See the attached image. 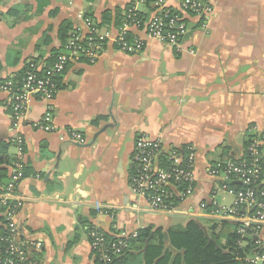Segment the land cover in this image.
<instances>
[{"label": "crops", "instance_id": "1", "mask_svg": "<svg viewBox=\"0 0 264 264\" xmlns=\"http://www.w3.org/2000/svg\"><path fill=\"white\" fill-rule=\"evenodd\" d=\"M162 1L180 10L182 0ZM201 1L211 13L183 15L187 32L176 47L131 28L130 43L142 42L131 53L114 40L128 5L150 14L136 0H0V79L58 51L62 25L86 34L88 20L109 37L93 64H70L54 98L36 99L22 117H12L0 92V143H11L10 159L12 139L21 137L25 147L14 221L22 238L42 245L32 264H95L89 229L132 234L152 227L147 243L160 230L168 245L167 232L192 221L221 246L235 231L264 241V225L252 220L264 200L224 216L241 185L210 175L218 162L241 161L250 131H264V0ZM47 106L52 131L34 127ZM71 132L85 142L72 143ZM143 135L164 151L194 153L192 191L170 211H149L130 190L134 143ZM146 245L132 249L127 264H143Z\"/></svg>", "mask_w": 264, "mask_h": 264}, {"label": "built area", "instance_id": "2", "mask_svg": "<svg viewBox=\"0 0 264 264\" xmlns=\"http://www.w3.org/2000/svg\"><path fill=\"white\" fill-rule=\"evenodd\" d=\"M143 4V1H139ZM177 14H170L162 0H154L153 10L143 21L135 19L130 12H137L136 7L129 11L127 21L119 29L114 40L123 50L134 53L142 48V42L134 38L126 41L131 28L143 31L153 40L170 46L177 43L186 35L187 24L183 15L191 14L208 15L211 8L201 0H182ZM128 18H133L128 20ZM87 33L75 30L61 52L55 57L50 66H45L44 61L31 63L27 60L23 67L28 66L25 73L19 78L10 76L0 79V92L7 95L10 103L11 115L14 118L22 117L36 99L51 101L58 90V80L70 64L82 60L85 64H93L103 51L105 40L109 39L107 33L86 20ZM18 79V80H15ZM50 107L47 106L42 119L34 123V127L52 131V116ZM253 143L248 148L251 157L249 164H235L231 160L218 162L211 167L210 175L225 180L239 182L242 190L234 193L233 205L221 212L224 216L237 217L247 205L255 202L256 193L251 186L261 175L260 160L262 158L259 147L264 146V138L253 129ZM258 138V139H257ZM72 143H84V138L78 133L71 132ZM14 155L11 163V173L6 184L0 188V229L4 235L0 236V264H32V256L40 252L41 243L35 240H26L19 234L14 221L15 212L21 207L16 189L24 178L26 169L24 142L21 137L12 139ZM132 169L129 175L130 190L141 196L146 207L151 212L172 210V198L184 200L192 191L194 176V153L191 148L164 151L160 141L152 140L143 135L138 136L134 143V152L131 159ZM264 200V191L260 194ZM259 225H264V204L252 219ZM259 229V228H258ZM259 231V230H257ZM255 231V235H257ZM90 248L103 264H114L128 250V241L137 238V233H104L95 229L87 230ZM106 236L112 237L107 239ZM249 264H264V251L247 259Z\"/></svg>", "mask_w": 264, "mask_h": 264}, {"label": "trees", "instance_id": "3", "mask_svg": "<svg viewBox=\"0 0 264 264\" xmlns=\"http://www.w3.org/2000/svg\"><path fill=\"white\" fill-rule=\"evenodd\" d=\"M136 3H139L141 0H136ZM143 6L148 12L153 10L152 3L154 0H142ZM135 4V3H134ZM133 5H128L125 8L124 13V21H127L128 14H134L135 19H139V21H143L146 19L149 14H142V12H130L134 8ZM170 14H177L176 11L169 9ZM115 18V22L119 24L121 19V12H117L113 14ZM123 16V15H122ZM110 14L106 13L102 19L104 24L110 23ZM133 18H128L131 20ZM115 23V24H116ZM116 24V25H117ZM121 25V26H122ZM74 31L68 25H62L59 29L58 37L62 46L60 49L49 55L47 59L44 57L41 58H31V63H39L43 62L45 66H50L55 57L61 52V48L65 45L66 41L72 37ZM126 41H130V37H126ZM79 62H82L80 60ZM83 63V62H82ZM28 66L22 67L21 71L15 73L13 78H19L21 75L25 73V70ZM68 68V67H67ZM66 68V69H67ZM18 80V79H15ZM56 83L59 84V80H56ZM10 113L11 111L8 110ZM250 131V130H249ZM259 137L264 138V131L259 134ZM256 139L251 133H248L247 139L244 141L242 147L244 150V155L241 161L231 160L235 164L246 163L249 164L251 162V157L248 154V148L253 143V140ZM258 139V138H257ZM11 143H0V187H3L8 177L11 173V163L12 159L8 156V148ZM259 151L261 153V175L258 180L251 186L255 190L256 198L260 199L262 202V198L260 194L264 191V146L259 147ZM25 153V150H24ZM25 176V173H24ZM227 185V184H225ZM236 191L242 190L241 187H235ZM177 198H172V208H175L178 204ZM84 223H81V226ZM152 227H148L146 229L139 230L137 233V238L131 239L128 241V250L123 254V256L117 260L114 264H127L128 258L130 256V251L132 249L142 250L151 233ZM4 235V230L0 229V236ZM107 239H111L112 237L106 236ZM165 238L162 236L160 230H156L145 248V255L143 264H249L246 260L247 257L255 256L264 251V241H261L260 244H256V241L252 239L251 235H241L236 231L229 233L226 238L225 245L221 246L219 243L206 236L203 231L194 223L189 222L185 227H172L166 235L167 243L164 242ZM245 244V245H242ZM170 247V248H169ZM95 264H103L97 256H95Z\"/></svg>", "mask_w": 264, "mask_h": 264}, {"label": "water", "instance_id": "4", "mask_svg": "<svg viewBox=\"0 0 264 264\" xmlns=\"http://www.w3.org/2000/svg\"><path fill=\"white\" fill-rule=\"evenodd\" d=\"M102 131H100V133H101ZM100 133H97L96 135L98 136ZM96 137V136H95ZM239 183V182H238ZM240 184V183H239ZM241 185V184H240ZM255 240V239H254Z\"/></svg>", "mask_w": 264, "mask_h": 264}]
</instances>
